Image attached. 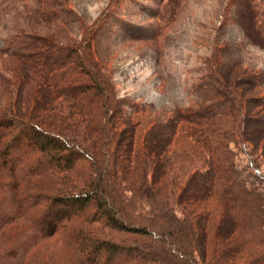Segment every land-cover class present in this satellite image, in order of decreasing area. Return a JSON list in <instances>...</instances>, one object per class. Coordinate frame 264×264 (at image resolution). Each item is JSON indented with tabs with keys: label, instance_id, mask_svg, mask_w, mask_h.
Segmentation results:
<instances>
[{
	"label": "trees",
	"instance_id": "16d2710c",
	"mask_svg": "<svg viewBox=\"0 0 264 264\" xmlns=\"http://www.w3.org/2000/svg\"><path fill=\"white\" fill-rule=\"evenodd\" d=\"M96 34L2 51L0 264H264V96L239 91L261 75L157 110L118 95Z\"/></svg>",
	"mask_w": 264,
	"mask_h": 264
},
{
	"label": "rangeland",
	"instance_id": "374dc122",
	"mask_svg": "<svg viewBox=\"0 0 264 264\" xmlns=\"http://www.w3.org/2000/svg\"><path fill=\"white\" fill-rule=\"evenodd\" d=\"M262 7L264 0H0V106L16 89L4 82L8 46L34 35L79 45L94 32L120 97L176 111L219 99L217 81L254 74L259 85L239 91L264 96ZM238 158L248 163L246 153Z\"/></svg>",
	"mask_w": 264,
	"mask_h": 264
}]
</instances>
